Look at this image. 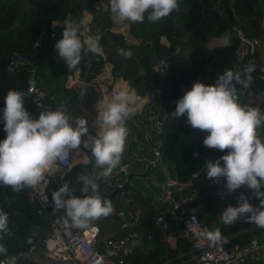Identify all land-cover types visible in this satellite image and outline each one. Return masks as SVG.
Segmentation results:
<instances>
[{
	"label": "trees",
	"instance_id": "obj_1",
	"mask_svg": "<svg viewBox=\"0 0 264 264\" xmlns=\"http://www.w3.org/2000/svg\"><path fill=\"white\" fill-rule=\"evenodd\" d=\"M102 1L105 0H0V70H6L3 74L6 83L0 87V105L5 106L4 98L9 89L20 91L25 94L24 107L34 119L38 118L39 111L30 103L27 88L31 86L29 81L32 80L38 89H42L40 83L36 81L43 69L54 78L79 73L87 83L94 82L103 71L102 60L97 53L82 51L80 64L75 69H69L55 49V44L62 38L65 23L53 25V22L77 23L78 35L82 41L81 19L87 14L91 19L88 36L91 40L99 37L100 52L104 57H109L112 64V84L100 86L107 89V98L110 102L114 92H127L129 114L142 107L148 92L154 93V103L160 105L167 103L166 117H155L153 120V124L158 122L163 125L158 154L161 161L172 165L175 180L186 187L173 194V201H164L161 197L162 190L160 191V188L153 183L154 180L157 182L158 174H153L154 179H133L131 183L135 184L134 187L138 190L131 189L133 191L127 192L126 195H119L115 202L118 209L126 211L133 206L140 207L143 215L136 230L142 234L143 241L151 245L148 252L132 249L123 259L122 264H162L166 259L180 252L191 251L194 246L184 239L185 227L181 220L170 221L166 225L165 234L158 231L151 241V234L158 219L164 218L174 210V202L183 205L204 194L224 188L223 181L217 185L206 178L205 161L201 155L206 147L203 139L208 133L187 125L186 115L182 116V122L172 116L171 113L176 107L173 102L181 96L182 86L188 87L187 91H189L195 82L212 84L224 70L243 71L252 58L264 66V0L261 4L259 0H178L179 10L158 22H150L146 12L143 23H130L129 33L139 41L138 46L128 45L122 34L112 31L110 5L104 12L98 8V4ZM215 5H217L216 11L213 10ZM238 31L243 34L244 40H257V45L251 53L245 44L246 52L242 58L226 65L217 58L213 48L210 47V41L212 39L229 41L238 38ZM162 39H165V42ZM181 46L189 47L186 57H170L168 59L170 72L166 71L160 76L155 70L156 66ZM36 47L38 53L32 57L31 62L23 59L13 60L15 56L32 54ZM84 47L87 49V46ZM121 49L131 51L132 57L126 58L121 55ZM251 77V83L247 87L237 85L238 101L242 105L241 97L244 89H247L252 98L262 104L260 111L264 113V80L260 78V72L257 70L251 73ZM47 95L53 98L51 102L55 106L56 94L50 91ZM132 99L141 106L135 107ZM106 103L108 101L101 106V112ZM84 118H90L95 128L100 127V122L93 115L85 114ZM140 125L143 126L142 123ZM183 125L187 127L184 132ZM3 128L4 125H1L0 140L6 138ZM257 131L262 137L264 125ZM226 153L227 150L221 152L218 149L207 148L205 154L207 160L215 162ZM60 176L58 171L54 177L48 178L46 192L55 214L65 220H71L65 209L57 210L53 206L52 192L59 189V183L62 182ZM82 186L73 190L75 196L100 197L98 192L93 193L91 188L86 193H81ZM144 191L146 195L142 199L139 198L138 195L143 196ZM26 192L27 187L21 191H13L10 186L0 184V212L6 213L8 218L7 231L0 232V259L12 255L18 256L14 264H40L34 259L33 253L42 248L51 225L36 204L27 202ZM132 193L137 195L131 200ZM241 193L249 198L251 204L259 206L260 201L253 196L251 190L241 191L238 197ZM183 197H185L184 201L180 202ZM238 197L232 199L228 195L224 196V208L230 204L237 206ZM191 210L196 212L203 227L218 228L224 237L235 235L251 227L247 218L243 216L231 225L223 224L219 216L220 201L215 196H208L201 204L193 205ZM95 226L97 219L90 220L85 227L79 228L86 230ZM253 226L255 227L254 224ZM256 234L260 233L256 231ZM39 237L42 238L41 242L38 241ZM249 237V234H244V241H248ZM166 238L177 239L175 252L167 247ZM236 241L232 239L228 244L232 245ZM32 248L34 249L27 258ZM195 262L196 260L191 261L192 264Z\"/></svg>",
	"mask_w": 264,
	"mask_h": 264
},
{
	"label": "clouds",
	"instance_id": "obj_2",
	"mask_svg": "<svg viewBox=\"0 0 264 264\" xmlns=\"http://www.w3.org/2000/svg\"><path fill=\"white\" fill-rule=\"evenodd\" d=\"M109 5L118 21L132 23H143L146 12L150 22H158L179 10L178 0H109ZM78 32L77 23L65 21L62 38L55 44L59 57L69 69L80 64L82 51H100L99 37L85 49ZM120 52L126 58L132 57L129 50L121 49ZM253 71L254 65L250 64L243 71L224 70L212 84L195 82L177 100L171 115L176 119L186 115L187 125L207 132L203 139L206 147L221 152L227 150L215 162H205L207 179L217 185L223 181V189L229 193L246 186L260 201L259 206H254L241 193L237 206L230 204L222 210V223L231 225L243 216L264 229V138L257 132L264 125V113L258 108L242 106L237 89V85L247 87L251 83ZM34 83L29 81L30 85ZM24 97V93L9 89L4 98L6 138L0 140V184L10 186L13 191L35 188L41 185L45 172L57 160H63L69 150L81 149V146L90 150L95 164L104 169V177L120 163L128 135L125 127L129 115L127 92H114L112 101L98 113L101 130L95 136L88 134L85 118H73L60 110L42 111L34 119L24 107ZM84 136L87 139L82 141ZM81 183V193L89 188L97 192L98 185L92 177L83 178ZM52 201L55 209H65L67 216L79 227L112 212L110 202L102 201L98 195L77 197L67 182L52 192ZM7 223V214L0 212V232L7 231ZM206 238L218 243L222 237L217 229L207 232Z\"/></svg>",
	"mask_w": 264,
	"mask_h": 264
},
{
	"label": "built area",
	"instance_id": "obj_3",
	"mask_svg": "<svg viewBox=\"0 0 264 264\" xmlns=\"http://www.w3.org/2000/svg\"><path fill=\"white\" fill-rule=\"evenodd\" d=\"M238 38L244 41L251 53L254 51L257 40H244L240 31H238ZM250 64L254 65V70L259 71L260 78L264 80V66L253 58L248 61V65ZM27 97L37 111H61L64 109L63 106L56 109L51 102L53 98H49L46 91L38 89L35 85L27 88ZM4 107L0 105V126L4 125ZM156 154L158 155V152ZM71 166V152L69 150L63 160H57L45 172L44 181L41 182V185L35 188L27 187L25 194L27 202L36 204L51 225V230L43 241L44 251L41 252L42 255L58 264H110V258L113 259V264H122L123 259L131 253L133 242L138 237L136 232H127L118 239H107L104 247H101L98 242L99 229L97 227L82 230L74 223H69L62 217L57 216L52 209V204L46 192L49 184L48 178L52 176L55 170H58L62 180ZM123 171L124 169L121 168L119 172ZM45 181L47 182L46 187L43 186ZM119 186L122 187V185ZM118 216L123 217L124 211L118 212ZM182 221L188 242L194 246L197 264H254L256 259L264 253V229L257 226H252L244 232L241 231L232 236L224 237L221 235L220 242L212 243L206 238V233L214 232L218 228L203 227L194 210H190V215ZM129 226L134 227L135 222H131ZM256 231L260 234L257 235ZM202 233L205 235H201ZM244 234L250 235L248 241H244ZM232 239L237 241L229 245L228 243ZM17 257L4 256L0 259V264H14Z\"/></svg>",
	"mask_w": 264,
	"mask_h": 264
},
{
	"label": "crops",
	"instance_id": "obj_4",
	"mask_svg": "<svg viewBox=\"0 0 264 264\" xmlns=\"http://www.w3.org/2000/svg\"><path fill=\"white\" fill-rule=\"evenodd\" d=\"M247 46V45H246ZM246 46L244 41H242L240 38H233L231 40H229L228 42H225L224 40L221 41H217L215 39H212L210 41V47L213 48L214 53L216 54L217 58H219L224 64L228 65L231 63H234L236 59L240 60L242 58V56L245 54L246 52ZM37 83H39V80L37 78ZM62 98H64V102L67 101L69 102V100L66 99V97H64L63 95H61ZM56 100V95L54 97V101ZM62 100V99H61ZM75 103L78 102V100H74ZM85 101H88V99H85ZM244 102V104H242L243 106H247V107H254V108H258L259 110L262 108V104L256 102L253 98H241V103ZM61 105V101L58 103L57 107L55 105V108L58 109ZM64 107V106H63ZM100 107L97 108L100 109ZM65 108L61 111H64ZM76 114V112L74 113ZM88 114H95V113H88ZM149 120L148 118H142L140 120V122L143 124L144 128H147L148 131H132L131 133H128L125 141H127V145L126 148L124 149V154L122 153L121 156V160H120V167L118 169V172L116 175L117 178V183L119 185H124L126 183V178H127V173H143L146 171L147 168V163L148 162H154L156 161L157 158L160 159L159 154L157 155L156 152H158V148L160 147V136H161V129H163V127L161 126V123H158V125L156 126V129L153 128L152 131L149 130V128L151 127V122L149 120V122L147 121ZM259 135V134H258ZM262 138H264V135L262 136ZM151 143L155 144V147L157 146V148L151 147ZM128 155V156H127ZM194 157H197L196 155H193ZM161 161V159H160ZM208 161V160H207ZM125 163L127 164L125 166ZM161 163L165 166L166 171H167V175L171 181V185L168 186L166 188L165 193H161V197L164 198V201H173V194L177 193L179 191V189L186 187V185H181L179 184L176 180H175V174L173 171V167L172 165H170L169 163L165 162V161H161ZM127 166L129 167V170H127ZM123 168L124 171L123 172H119L120 169ZM58 170H55L54 173L52 174V176L50 177H54L57 174ZM98 176H100L104 171L101 170H96ZM125 173V178L123 179L122 176L120 174ZM150 174H158V176L156 177V180L158 183H164L167 179L166 175L163 173L162 170H156L154 167L151 168L150 170ZM49 177V178H50ZM196 177V175H195ZM123 179V180H122ZM131 186H135V184L133 185L131 183ZM129 191H133V190H128ZM153 191V190H152ZM161 191V189H160ZM107 193H110L109 190H106ZM126 192V193H127ZM157 192V191H155ZM131 200L136 198L137 194H131ZM146 195V191L143 192V196L142 194H140V196L138 195V197L141 199ZM119 196H117L114 200L116 202L117 198ZM185 197L181 198L180 202L184 201ZM130 200V201H131ZM150 201H152L151 199H149ZM174 208L182 205V203L179 202H174ZM112 205V204H111ZM113 207L117 208L115 205H112ZM191 210V209H190ZM120 211H124V216L123 217H119L118 216V212ZM118 212L115 215H110V216H106L104 217V224L103 226L100 225L99 223V218L97 219V227L99 229V236H98V242L101 245V247H104V243L107 239H118L123 237L127 232H136L138 237L137 239L133 242V245L131 247L132 249H137L139 251H143V252H148L151 249V245L150 244H146L143 241V237L142 234H140L136 228L140 223L141 217L143 215V213L141 212L140 207H130L126 210L124 209H119ZM139 213V218L137 217ZM161 220V218L158 219V221ZM65 221H68L69 223H74L72 220L66 219ZM131 222H135V226L134 227H130L129 224ZM167 225V224H166ZM166 225H165V229H166ZM103 231V233H102ZM245 230H243L244 232ZM104 234L106 237H104ZM165 234V233H163ZM151 239V238H150ZM184 239L186 241H188L187 236L184 235ZM153 241V240H151ZM165 242L167 244V247L169 249L172 250V252H175L176 249V244H177V239L176 238H166ZM195 260V250L194 248L189 251V252H180L178 253L176 256L174 257H170L168 259H166L162 264H172L173 262H176L175 264H192L191 261ZM110 264H113V259L110 258ZM193 264H197L196 262ZM254 264H264V253L258 258V260L254 263Z\"/></svg>",
	"mask_w": 264,
	"mask_h": 264
},
{
	"label": "rangeland",
	"instance_id": "obj_5",
	"mask_svg": "<svg viewBox=\"0 0 264 264\" xmlns=\"http://www.w3.org/2000/svg\"><path fill=\"white\" fill-rule=\"evenodd\" d=\"M109 7V0L102 1L98 4V8L102 9V11L106 12ZM90 17L87 14H84L83 18L81 19V24H82V29H81V36H82V43L83 45L87 46L93 42L88 36L89 34V23H90ZM110 20L112 22V31L122 34L124 38L126 39V43L128 45H139V41H137L135 38H133L130 33H129V26H130V21H118L113 14L110 15ZM65 22L62 23H56L53 22V25L55 24H64ZM163 42H165V39H162ZM225 42H228L227 39H224ZM179 54L186 55L189 52V47L187 46H181L179 47L178 51ZM101 60H102V66H103V71L102 73L97 76L94 79L93 83H87L79 73H76L73 76H68V77H61V78H54L49 75L46 69H43L41 73H39L38 80L40 83V87L47 92L53 91L56 94V102L55 105L57 107L58 103L61 101V105L64 106L65 110L62 111L66 115L76 118V117H83L84 115L91 112H96L97 108L102 106L105 102H110V99L107 98L108 92L107 89L100 87L101 84H105L107 86H110L113 81V74H112V64L110 63L109 57H104L101 52L99 51L97 53ZM155 70L160 76H163L166 72V64L163 62H160L158 66H156ZM68 93L69 95H66L63 92ZM87 94V95H86ZM63 95L66 97L69 102L65 101L64 98H62ZM243 96L241 97L242 99L244 98H250L252 99L251 93L249 90L244 89V92L242 94ZM113 97V95L111 96ZM62 99V100H61ZM78 100V102L75 103L74 100ZM85 99H88V101H85ZM135 100V99H132ZM146 100V99H145ZM143 100V102L145 101ZM59 101V102H58ZM130 103V101H129ZM244 104V102H242ZM149 108V107H148ZM44 110H40L38 114ZM151 114L150 116H153V113L156 115H162L159 111L156 113L153 111V109H150ZM76 112V114H74ZM140 115H144V112H142ZM92 119L93 117L90 116ZM96 118V116H94ZM87 126L88 130L95 129V124L92 122L90 118H87ZM149 122V120H147ZM126 122V121H125ZM135 131L139 132L141 131L139 126L135 129ZM71 155H72V162L76 160V152L75 150H70ZM78 159V158H77ZM127 164L125 163V166ZM117 166H121L120 163ZM119 167H116L114 170V174L116 175L118 172ZM127 170H129V167L127 166ZM122 178H125V173L120 174ZM122 179V180H123ZM62 182L59 183L60 187L64 184V181L61 180ZM118 208H115L112 206V212L108 216L115 215L118 212ZM139 218V213L137 214ZM104 216H101L99 218V223L100 225L103 226L104 222ZM103 233V231H102ZM104 237L105 234H104ZM44 251V247L42 244V248L40 247L33 253V257L36 261H38L40 264H57L54 262L49 261L46 259L41 252ZM258 259H256L257 261ZM255 261V262H256Z\"/></svg>",
	"mask_w": 264,
	"mask_h": 264
},
{
	"label": "water",
	"instance_id": "obj_6",
	"mask_svg": "<svg viewBox=\"0 0 264 264\" xmlns=\"http://www.w3.org/2000/svg\"><path fill=\"white\" fill-rule=\"evenodd\" d=\"M262 1L263 0H259V3L261 4ZM213 10H215V11L217 10V5L214 6ZM37 53H38V47H36L34 49L32 54H30L28 56H15L13 60L15 61L17 59H23V60H25L27 62H31L32 57L37 55ZM170 57H186V56L178 54L177 51H175L169 57L164 58L163 63L166 64L167 73L170 72L169 71V61H168V59ZM5 72H6V70H0V87H1V85L6 83L4 78H3V74ZM187 89H188V87H186V86H182L181 87L182 93H181V96L179 98H181L185 94ZM176 102H177V100L175 102H173V104L176 105ZM92 113H95V112H92ZM94 115H96V114H94ZM128 118L133 120L136 125H139L135 121V117L134 116H132V117L128 116ZM178 121L182 122V117L178 118ZM125 127L127 129H129L127 125H125ZM186 128L187 127L185 125H183V132L186 130ZM140 129L143 130V131H146V132L148 131L147 128H144L141 125H140ZM95 135L96 134H93L92 136H95ZM127 143L128 142L125 141V145H127ZM154 148H157V146L154 147ZM207 148L208 147H205V151L201 155V158L205 162L207 161L206 154H205ZM85 153H86L87 157L89 158V162L87 164H81V163L74 164L70 168V170L65 174V176L62 178V180L64 182L71 183V182H73L74 176L76 174H82L84 177L90 176L97 182V185H98L97 192L100 195V198L102 199V201L107 200L112 205H115V200L114 199L117 196L126 195V192L128 190H130V189L138 190L134 186H131V182H132L133 179H135V178L136 179H143V180L146 179V178L154 179V176L150 174V170H151L152 167H154L156 170H162L163 173L167 177L166 182L162 183V184H159V183L155 182V180H154L153 181L154 185H157L162 190L163 193H165L166 188L171 185V181H170V179H169V177L167 175L166 168L161 163L159 158H157L156 161H154V162H148L146 171L143 172V173L135 174V173L128 172L127 173V178H126V183L122 187H120L119 184H117V182H116L117 178H116V176H114L115 175L114 174V169L112 170L111 174L108 177H104L103 173H102L99 177L95 178L93 176V174H92V167L94 165L95 166H97V165L95 164L94 160L91 157L90 150H85ZM205 167H206V164H205ZM101 169L104 171L103 168L97 166L96 170H101ZM105 189L106 190H111L110 193L105 192ZM241 191L249 192L250 189H248L246 186H242L240 189L236 190L235 192L229 193L227 191V189L225 188V189H221L219 191H214V192H210L208 194H204V195H202L201 197H199L197 199L191 200V201L187 202L186 204H183V205H180V206L174 208V210L172 212L168 213L164 218H162L161 220L157 221V223L155 225V228H154V230H153V232L151 234V240H153L154 235H155L156 232L161 231L162 233H165V225L168 224L170 221H172V220H181V221L185 220L190 215L191 207L193 205H195V204H201L203 202V200L206 199L208 196H215V197H217L219 199V201H220V214H219V216H221L222 215V210L224 209L223 197L228 195L232 199H236ZM249 225L252 227L253 223L249 222ZM41 240H42V238L39 237L38 241L41 242ZM33 249L34 248H32L29 251V253L27 254V258L30 257Z\"/></svg>",
	"mask_w": 264,
	"mask_h": 264
},
{
	"label": "flooded vegetation",
	"instance_id": "obj_7",
	"mask_svg": "<svg viewBox=\"0 0 264 264\" xmlns=\"http://www.w3.org/2000/svg\"><path fill=\"white\" fill-rule=\"evenodd\" d=\"M178 51V50H177ZM178 53V52H177ZM179 54V53H178ZM182 55V54H181ZM185 56V55H184ZM166 71H167V69H166ZM135 95H136V98H137V94L135 93ZM146 97H147V99L143 102V104H142V107L140 108H138V109H136L135 110V112L133 113V114H129L128 116L129 117H132V116H134L135 117V121L139 124V125H136L135 123H134V121L133 120H131L130 118H127L126 119V122H125V125H127L128 126V128L129 129H127L128 130V133H131L132 131H134L138 126H139V128H140V124H141V122H140V120L142 119V118H148L149 120H150V122H151V127L149 128V130L150 131H152L153 130V128H155L156 129V126L158 125V122H156L155 124H153V120L155 119V117H158V118H162V117H166V112H167V103H165V104H162V105H160V104H158V103H154L153 102V99H154V93L152 94V92H148V93H146ZM151 102V103H150ZM133 105L135 106V107H138L140 104L139 103H135L134 102V100H133ZM141 106V105H140ZM134 107V108H135ZM149 107V108H148ZM150 109H153V111L156 113L157 111H159L162 115H160V117H159V115H156V114H154L153 113V116H150L149 117V115L151 114V111H150ZM101 112V109H98V110H96V112H95V114L96 115H94V114H92L93 116H96V118H98V113H100ZM142 112H144V115H140ZM147 112V113H146ZM145 113L147 114L146 116H145ZM155 115V116H154ZM162 127H163V125H161ZM101 129H100V127H98V128H95V129H92V130H88V134L89 135H93V134H96V132H99ZM157 130V129H156ZM161 133H162V129H161ZM87 139V136H84V137H82V141L83 140H86ZM151 147H155V144H152L151 143ZM125 148H126V145H125ZM85 150H88V149H85ZM85 150L83 149V147L81 146V149H75V152H76V156L77 157H75L76 158V160L74 161V162H72V155H71V162H72V166L74 165V164H78V163H81V164H87L88 162H89V158L87 157V155H86V153H85ZM124 154V153H123ZM128 156V155H127ZM78 158V159H77ZM71 166V167H72ZM96 169H97V166H93L92 167V174H93V176L95 177V178H97V177H99L98 176V174H97V172H96ZM116 168H114V170H115ZM70 170V169H69ZM68 170V171H69ZM83 178H85L82 174H76L75 176H74V180H73V182H71V183H68L69 184V187H70V189H72V190H74L75 188H77L78 186H82V183H81V181H82V179Z\"/></svg>",
	"mask_w": 264,
	"mask_h": 264
}]
</instances>
